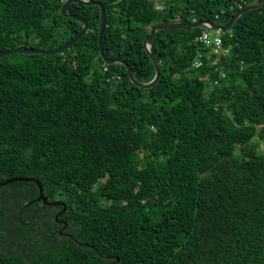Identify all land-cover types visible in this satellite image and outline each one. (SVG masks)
<instances>
[{"label":"trees","instance_id":"1","mask_svg":"<svg viewBox=\"0 0 264 264\" xmlns=\"http://www.w3.org/2000/svg\"><path fill=\"white\" fill-rule=\"evenodd\" d=\"M103 52L155 72L153 23H226L255 0H97ZM65 0H0V51L62 45ZM59 53L0 57V264H264V1L225 29H159L156 83L98 47L99 9ZM218 31L222 50L196 39ZM202 63L191 67L198 54ZM214 61V63H213ZM118 258V261H116Z\"/></svg>","mask_w":264,"mask_h":264},{"label":"water","instance_id":"2","mask_svg":"<svg viewBox=\"0 0 264 264\" xmlns=\"http://www.w3.org/2000/svg\"><path fill=\"white\" fill-rule=\"evenodd\" d=\"M263 1L264 0H255L253 3L246 4L242 7H240L231 16V18L226 23H223V24L215 22V21H207V20H196V21L181 22V23L159 21V22L153 23L152 26L150 27L149 33L143 39L144 48H145L147 54L149 55L153 65H154V68H155L154 76L149 82H142V81H139L138 79H136L132 73V70H131L129 64L124 59H122L120 57H107L104 54L103 47H102V34H103V29L105 27V11H104L103 4L97 0H66L63 3V5L61 7V13L63 15H69L73 19L79 21L82 25H81L80 29L73 36H71L66 42H64L62 45L55 47V48H52V49H36V48H32V47H27V46L13 47L10 49L1 50L0 51V57L11 55L14 53H44V54L50 55L52 53L62 52L64 49L70 47L74 43V41H76L88 28V22L84 17L77 15V14L66 12L68 5L71 2H78V3H82V4L95 5L99 9L98 47H99V52H100L102 59L104 60V62L106 64L120 63V64L124 65L126 67V72L128 74V77L133 84H135L139 87L149 88L156 83V81L158 80L159 75H160L159 63L156 60L154 53L152 51V38H153V35H154L156 30H159V29H186V28H192V27H204V28H210V29L229 28L241 14H243L246 11L257 8L258 6H260L262 4ZM12 181H32L37 185L38 195L34 200L29 201L28 204L32 203L33 201H41L43 204H47V205H62V210L57 212L55 215L56 221L64 223L63 227L59 228V233H62V229L65 227L66 223L63 220L58 219V215L65 211V209H66L65 202L62 200L48 201L47 197L43 193V187H42L40 181L36 178H33V177H26V176L9 177V178L5 179L4 181H0V186H3V185H5L9 182H12ZM116 261H118V258H116Z\"/></svg>","mask_w":264,"mask_h":264},{"label":"built area","instance_id":"3","mask_svg":"<svg viewBox=\"0 0 264 264\" xmlns=\"http://www.w3.org/2000/svg\"><path fill=\"white\" fill-rule=\"evenodd\" d=\"M198 41L204 44V47L208 48L207 54H218L222 50V37L218 31L216 32H203L196 37ZM201 53L194 57L191 63V67H199L202 60L199 59ZM214 63V61H213Z\"/></svg>","mask_w":264,"mask_h":264},{"label":"rangeland","instance_id":"4","mask_svg":"<svg viewBox=\"0 0 264 264\" xmlns=\"http://www.w3.org/2000/svg\"><path fill=\"white\" fill-rule=\"evenodd\" d=\"M66 1V0H65Z\"/></svg>","mask_w":264,"mask_h":264}]
</instances>
